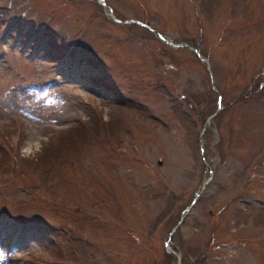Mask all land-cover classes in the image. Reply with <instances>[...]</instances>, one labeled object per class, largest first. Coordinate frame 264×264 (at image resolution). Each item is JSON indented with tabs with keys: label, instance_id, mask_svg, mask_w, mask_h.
Wrapping results in <instances>:
<instances>
[{
	"label": "rangeland",
	"instance_id": "rangeland-1",
	"mask_svg": "<svg viewBox=\"0 0 264 264\" xmlns=\"http://www.w3.org/2000/svg\"><path fill=\"white\" fill-rule=\"evenodd\" d=\"M105 2L0 0V264H178L200 144L168 249L264 264V0Z\"/></svg>",
	"mask_w": 264,
	"mask_h": 264
},
{
	"label": "water",
	"instance_id": "water-1",
	"mask_svg": "<svg viewBox=\"0 0 264 264\" xmlns=\"http://www.w3.org/2000/svg\"><path fill=\"white\" fill-rule=\"evenodd\" d=\"M210 76H211V73H210ZM220 109H221L220 98H218V101H217V111H219ZM217 111H215L212 115H210V116L207 118V120H206V122H205V125H204V128H203V131L206 129V127H207L208 124L210 123L211 119L217 114ZM210 178H211V177H209L208 179H206L205 181H203L202 184H201V186H200V188L194 193L191 202H190V203L185 207V209L181 212V216H180V219H179V221H178V224H179V223L181 222V220H182L183 213H184V212L186 213V212L190 209V207H191V206L193 205V203L195 202L196 198L201 194V192H202L204 186H205L206 183L210 180ZM178 224H177V225H178ZM176 227H177V226H175V227L173 228V231L176 229Z\"/></svg>",
	"mask_w": 264,
	"mask_h": 264
},
{
	"label": "trees",
	"instance_id": "trees-1",
	"mask_svg": "<svg viewBox=\"0 0 264 264\" xmlns=\"http://www.w3.org/2000/svg\"><path fill=\"white\" fill-rule=\"evenodd\" d=\"M197 98V99H196ZM192 100H194L193 102H195L194 104L195 105H193V104H191L192 105V107L193 108H198V107H201L202 106V104H204L203 102H205V99H204V96L202 95V94H200V95H198V96H195V98L194 99H192ZM207 116V115H206ZM186 117H187V115H186V113H185V119H186ZM205 118V115L204 116H200V121H203V119Z\"/></svg>",
	"mask_w": 264,
	"mask_h": 264
},
{
	"label": "clouds",
	"instance_id": "clouds-1",
	"mask_svg": "<svg viewBox=\"0 0 264 264\" xmlns=\"http://www.w3.org/2000/svg\"><path fill=\"white\" fill-rule=\"evenodd\" d=\"M3 254L2 253H0V256H2Z\"/></svg>",
	"mask_w": 264,
	"mask_h": 264
},
{
	"label": "bare ground",
	"instance_id": "bare-ground-1",
	"mask_svg": "<svg viewBox=\"0 0 264 264\" xmlns=\"http://www.w3.org/2000/svg\"><path fill=\"white\" fill-rule=\"evenodd\" d=\"M8 108H10V107H8ZM2 117V116H1Z\"/></svg>",
	"mask_w": 264,
	"mask_h": 264
}]
</instances>
